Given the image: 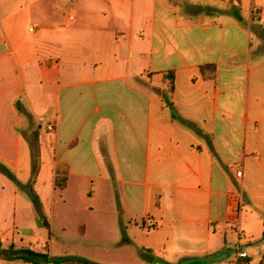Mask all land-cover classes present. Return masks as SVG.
<instances>
[{"label": "crops", "instance_id": "0c3cea01", "mask_svg": "<svg viewBox=\"0 0 264 264\" xmlns=\"http://www.w3.org/2000/svg\"><path fill=\"white\" fill-rule=\"evenodd\" d=\"M19 1L0 2V160L27 183L39 133L49 228L0 173L1 250L52 257L56 218L80 228L60 245L141 264H264V0Z\"/></svg>", "mask_w": 264, "mask_h": 264}, {"label": "trees", "instance_id": "16d2710c", "mask_svg": "<svg viewBox=\"0 0 264 264\" xmlns=\"http://www.w3.org/2000/svg\"><path fill=\"white\" fill-rule=\"evenodd\" d=\"M173 89V88H172ZM16 107L24 116L30 118L29 113L20 106V102H16ZM34 145H32V175L27 183L20 182L13 170L7 166L3 161L0 160V173L7 177L16 187L23 191L32 201L34 208L44 225L49 228L46 221V216L44 214V208L42 201L35 190V181L40 170V145H39V133L36 131L33 133ZM56 184L61 190L65 189L67 186V169L61 172V168L57 169ZM0 255H2L7 261L15 262L21 261L26 264H94L93 262L78 258V257H61L53 258L48 254H41L30 249H16L13 244H11L7 249H0ZM249 264V262H246Z\"/></svg>", "mask_w": 264, "mask_h": 264}, {"label": "rangeland", "instance_id": "374dc122", "mask_svg": "<svg viewBox=\"0 0 264 264\" xmlns=\"http://www.w3.org/2000/svg\"><path fill=\"white\" fill-rule=\"evenodd\" d=\"M4 0H0L2 2ZM10 5H8L10 9H16L20 8V1L19 0H9ZM2 8V7H0ZM7 8V7H6ZM36 9H39V7H36ZM46 124L45 122H42V128H44ZM36 128V126H35ZM32 145H34V137L31 136ZM59 192V190H58ZM73 202H76L73 200ZM48 206H51L50 202H48ZM60 207V201L57 200V204L54 206L55 210L58 211V208ZM54 222V230L51 232L47 231L46 235L51 237V240L53 241V245L50 251V254L53 258L63 257V256H86V259L89 261H92L94 264H111L114 263H121V264H141V259L134 260L132 256L130 255H122L119 257V255H114L113 253L106 252L105 249L102 248H85L80 246H62L59 244L56 237H66L69 239V241H73L76 239H79L80 236V228L79 227H69V229L66 232H62L59 230V225L57 223V219H53ZM93 234V233H92ZM1 249V248H0ZM0 264H26L21 261L16 262H10L6 260H0Z\"/></svg>", "mask_w": 264, "mask_h": 264}, {"label": "built area", "instance_id": "2783aa9c", "mask_svg": "<svg viewBox=\"0 0 264 264\" xmlns=\"http://www.w3.org/2000/svg\"><path fill=\"white\" fill-rule=\"evenodd\" d=\"M48 130L53 131L54 127L52 125H50L48 127ZM238 176H242V172H239ZM247 259H248V254L244 253V252H240V253H238L237 258L233 262H231L230 264H247L246 263Z\"/></svg>", "mask_w": 264, "mask_h": 264}]
</instances>
